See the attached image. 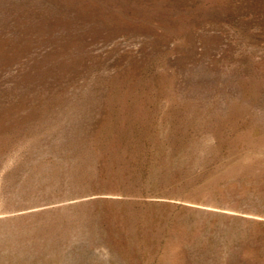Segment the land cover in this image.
Segmentation results:
<instances>
[{
    "label": "rangeland",
    "instance_id": "obj_1",
    "mask_svg": "<svg viewBox=\"0 0 264 264\" xmlns=\"http://www.w3.org/2000/svg\"><path fill=\"white\" fill-rule=\"evenodd\" d=\"M0 264H264V0H0Z\"/></svg>",
    "mask_w": 264,
    "mask_h": 264
}]
</instances>
